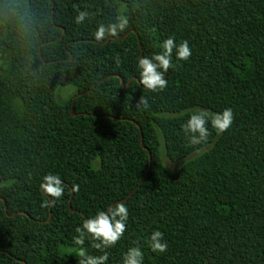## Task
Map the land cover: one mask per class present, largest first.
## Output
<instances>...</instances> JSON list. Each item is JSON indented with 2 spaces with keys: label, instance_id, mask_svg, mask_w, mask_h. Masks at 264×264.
<instances>
[{
  "label": "trees",
  "instance_id": "obj_1",
  "mask_svg": "<svg viewBox=\"0 0 264 264\" xmlns=\"http://www.w3.org/2000/svg\"><path fill=\"white\" fill-rule=\"evenodd\" d=\"M118 16L124 31L97 41ZM169 37L192 55L149 92L137 60ZM0 59V264H79L75 229L117 201L129 211L121 239L83 245L107 264L133 246L144 264H264V0H0ZM225 108L230 128L209 122L192 145L188 116ZM48 173L65 185L51 208Z\"/></svg>",
  "mask_w": 264,
  "mask_h": 264
},
{
  "label": "clouds",
  "instance_id": "obj_2",
  "mask_svg": "<svg viewBox=\"0 0 264 264\" xmlns=\"http://www.w3.org/2000/svg\"><path fill=\"white\" fill-rule=\"evenodd\" d=\"M89 16L86 11H77L75 23H83ZM127 27V19L123 16L117 17V22L105 27L99 25L94 33L97 41L103 40L106 36H117ZM160 51L151 56L138 58L136 68L139 75V83L149 92L163 91L168 81L165 74L170 68L176 67L175 61H188L192 55V49L187 40L176 42L174 37L165 39L159 45ZM141 104H147L146 100H141ZM234 113L231 108H225L222 112L209 115L207 112H193L182 124L181 129L192 145L200 144L207 140L210 135L209 122L211 128L217 134L224 133L232 125ZM78 186L74 185L73 190ZM39 190L45 195V202L42 207L54 205L65 192V185L61 183L59 174L48 173L41 178ZM51 199H48V198ZM129 211L124 203H118L110 207L107 211L98 210L94 216L84 219L82 224L75 229L77 233L73 237V243L78 248V255L81 257L79 264H107L109 255L104 251L102 255H89L83 245L85 241L91 239L98 241L93 247L96 249H107L115 246L124 235L128 223ZM149 246L155 253L163 254L168 250V243L164 239V233L154 230L148 238ZM122 264H144V254L139 246L127 249L122 256Z\"/></svg>",
  "mask_w": 264,
  "mask_h": 264
},
{
  "label": "water",
  "instance_id": "obj_3",
  "mask_svg": "<svg viewBox=\"0 0 264 264\" xmlns=\"http://www.w3.org/2000/svg\"><path fill=\"white\" fill-rule=\"evenodd\" d=\"M139 83V82H138ZM121 84H123V80H121ZM71 110H73V103H72V107H71ZM71 115L72 116H74L75 114L74 113H71ZM140 131V130H139ZM140 142H141V145H142V134H141V131H140ZM142 147L143 148H145L143 145H142ZM146 149V148H145ZM148 155H149V162H150V160H151V158H150V153L148 152ZM149 165H148V168H147V173H148V171H149ZM147 175V174H146ZM132 193H130L129 194V196L131 195ZM44 195V194H43ZM71 195H73V191H71ZM50 199V198H49ZM121 201H117V202H115V203H113L112 205H111V207L113 206V205H115V204H118V203H120ZM68 207L70 208V202H69V204H68ZM50 208H51V206H50ZM5 212H6V207H5ZM14 216V215H13ZM50 217H51V213H50Z\"/></svg>",
  "mask_w": 264,
  "mask_h": 264
},
{
  "label": "rangeland",
  "instance_id": "obj_4",
  "mask_svg": "<svg viewBox=\"0 0 264 264\" xmlns=\"http://www.w3.org/2000/svg\"><path fill=\"white\" fill-rule=\"evenodd\" d=\"M0 62H1V59H0ZM163 162H164L165 166L167 167V169L170 171H175L180 166V163H170L165 159H163Z\"/></svg>",
  "mask_w": 264,
  "mask_h": 264
},
{
  "label": "flooded vegetation",
  "instance_id": "obj_5",
  "mask_svg": "<svg viewBox=\"0 0 264 264\" xmlns=\"http://www.w3.org/2000/svg\"><path fill=\"white\" fill-rule=\"evenodd\" d=\"M121 85H122V84H121ZM89 91H90V90H89ZM89 91H87V93H88ZM77 96H78V95H77ZM74 98H75V97H74ZM73 100H74V99H73ZM70 113H73L72 110L70 111Z\"/></svg>",
  "mask_w": 264,
  "mask_h": 264
}]
</instances>
